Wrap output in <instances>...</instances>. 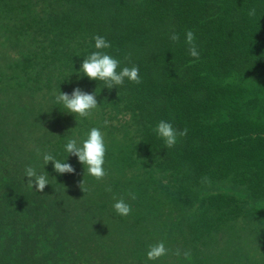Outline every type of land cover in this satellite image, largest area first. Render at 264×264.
I'll return each mask as SVG.
<instances>
[{
    "label": "trees",
    "instance_id": "obj_1",
    "mask_svg": "<svg viewBox=\"0 0 264 264\" xmlns=\"http://www.w3.org/2000/svg\"><path fill=\"white\" fill-rule=\"evenodd\" d=\"M97 35L139 84L78 78ZM77 87L100 106L75 120L56 97ZM160 120L185 131L171 148ZM92 127L105 177L70 156L32 188L25 169ZM0 264H264V0H0Z\"/></svg>",
    "mask_w": 264,
    "mask_h": 264
},
{
    "label": "clouds",
    "instance_id": "obj_2",
    "mask_svg": "<svg viewBox=\"0 0 264 264\" xmlns=\"http://www.w3.org/2000/svg\"><path fill=\"white\" fill-rule=\"evenodd\" d=\"M255 14V9L249 10V15ZM93 39L96 51L84 57L77 72L78 78L103 82L107 89L117 88L123 85L125 81L135 84L140 83L138 67H120V62L104 51L110 47L109 41L99 35L94 36ZM170 39L172 41H179L180 36L178 33L173 32L170 35ZM184 43L189 46L190 56L199 58V52L194 44V34L191 30L184 33ZM96 96V89L93 93L84 92L79 87L74 88L70 94L60 91L59 96L56 97V103L59 105L57 108L65 114L73 115L75 120L76 117L88 118L100 106L97 103ZM107 125L108 121H104L103 126L107 127ZM152 131L168 148L173 147L178 142V137L185 134V131H178L171 122L166 120H160ZM62 148L65 154L63 159H57L50 152H43L41 154L43 162L42 172L38 173L31 166L25 169V177L30 178L28 183L32 188L35 185L37 192L43 191L45 186L50 184L49 173L45 171V166L50 162L53 171L58 175L62 176L74 172L72 165L67 162L70 156H74L77 162L82 165L84 174L86 172L88 176L97 181L105 177L106 169L104 165L107 146L100 127L90 128L86 136L81 139H77L75 136L66 138ZM106 191H111V188H107ZM131 198L135 199L134 196ZM113 199L112 209L114 214L120 217L128 216L131 212L130 205L123 198L116 199L113 197ZM167 253L168 250L164 242L160 241L149 246L146 258L148 261H158L161 257L166 256ZM187 255L185 253V256Z\"/></svg>",
    "mask_w": 264,
    "mask_h": 264
}]
</instances>
